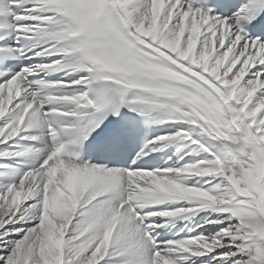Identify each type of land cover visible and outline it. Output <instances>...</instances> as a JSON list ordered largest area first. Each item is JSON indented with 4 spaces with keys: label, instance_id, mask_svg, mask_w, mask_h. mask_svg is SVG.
<instances>
[{
    "label": "snow or ice",
    "instance_id": "6c2138e0",
    "mask_svg": "<svg viewBox=\"0 0 264 264\" xmlns=\"http://www.w3.org/2000/svg\"><path fill=\"white\" fill-rule=\"evenodd\" d=\"M0 264H264V0H0Z\"/></svg>",
    "mask_w": 264,
    "mask_h": 264
}]
</instances>
